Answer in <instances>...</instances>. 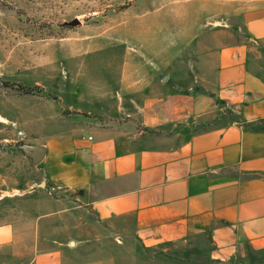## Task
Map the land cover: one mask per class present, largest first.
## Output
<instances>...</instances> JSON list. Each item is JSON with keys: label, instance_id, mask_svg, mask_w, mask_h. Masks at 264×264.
<instances>
[{"label": "crops", "instance_id": "crops-1", "mask_svg": "<svg viewBox=\"0 0 264 264\" xmlns=\"http://www.w3.org/2000/svg\"><path fill=\"white\" fill-rule=\"evenodd\" d=\"M183 1L207 12L180 26L176 51L104 82L125 120L41 125L32 148L64 188L0 218V264H124L134 259L123 241H203L209 258L249 249L264 264V0ZM189 53L202 74L185 88L171 67ZM223 110L235 120L222 122Z\"/></svg>", "mask_w": 264, "mask_h": 264}, {"label": "rangeland", "instance_id": "rangeland-1", "mask_svg": "<svg viewBox=\"0 0 264 264\" xmlns=\"http://www.w3.org/2000/svg\"><path fill=\"white\" fill-rule=\"evenodd\" d=\"M206 12L199 2L183 0H0V218L17 205L29 207L41 191L54 195L40 185L45 176L31 157L41 125L72 114L125 120L114 87L104 82L117 78L125 63L147 68L157 51L175 52L180 26L190 30ZM199 61L195 53L178 54L174 79L186 88L202 74ZM222 117L227 122L236 115L223 110ZM123 242L134 259L124 264L262 262L249 249L233 261L209 258L203 241Z\"/></svg>", "mask_w": 264, "mask_h": 264}, {"label": "water", "instance_id": "water-1", "mask_svg": "<svg viewBox=\"0 0 264 264\" xmlns=\"http://www.w3.org/2000/svg\"><path fill=\"white\" fill-rule=\"evenodd\" d=\"M78 23H79L78 20H74V21L72 22V24H78ZM41 155H42V150H39V149H33V148H32L31 157L33 158L34 161H40V159H41ZM44 176H45V174H44ZM40 185H43V186L47 187L48 190H49V192H51V193H55V192L61 191V190L64 188V187H62V186H51V185L47 182L46 179H45L44 181H42V182L40 183Z\"/></svg>", "mask_w": 264, "mask_h": 264}]
</instances>
